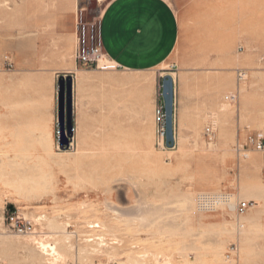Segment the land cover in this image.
Instances as JSON below:
<instances>
[{
  "label": "rangeland",
  "instance_id": "obj_1",
  "mask_svg": "<svg viewBox=\"0 0 264 264\" xmlns=\"http://www.w3.org/2000/svg\"><path fill=\"white\" fill-rule=\"evenodd\" d=\"M108 1L0 0V46L8 37L9 40H15L20 45L37 46L45 53L46 58L51 60H57L59 55L61 64L64 65L73 58L72 52L70 54L67 52L68 35L76 31L77 22H87L94 25L96 37L98 17ZM89 2L97 4L92 22L87 21ZM91 10L94 11V8L92 7ZM253 32H257L256 27L253 28ZM242 52H245L244 48L242 51L239 50V54ZM253 54L255 66L251 70L247 69V80L239 87V91L243 88L246 92H250L252 83H255V92L245 107L244 116L241 115V95L234 105L224 101L225 96L234 92V73L226 91L221 93L214 87L217 82L216 77L207 76L205 118L199 128L193 132L192 139L179 140L174 149L158 146L155 110L161 105L158 101L156 104L153 103L150 87L144 77L141 78L138 110L129 107L135 99L131 90L133 85L128 79H120V89L125 90L113 93L110 98L111 100L116 98L122 102V106H125L110 110L118 113L117 123L104 120L101 130L95 134L100 139L77 140L72 147L65 150L59 148L58 129L55 130L54 142L39 139L41 130L39 126L32 134L15 130L16 124L27 119L26 116L10 117V122H14L15 125L14 130L3 129L6 117L1 115L0 110V194L12 190L4 174L10 176L15 171H20L25 175L44 178L43 181L38 180L44 186L41 187L37 197L24 201L17 198H3L0 202V237H14L24 241L32 234L37 237L41 233V239L50 244L53 242V236H49V231L45 229L46 220L38 219L43 214H46L43 215L45 219L55 215L59 218V222L70 223L65 231L71 236L73 247L87 245L89 249L84 259H80L77 255L75 251L77 248L73 249L69 260L66 259L58 264H165V262L195 264L193 263L195 255L190 247L200 243L196 244L193 237H185L181 234L184 230L196 231L197 225L195 223L181 225L184 217L178 212L177 204L173 203L178 199L177 195L192 193L196 200L199 193L205 192L206 187L213 185L218 189L215 193L233 195L237 202H247L248 199L240 196L242 182L247 185H264V153L255 152L248 146L247 157L243 159L234 151L235 144L237 142L244 144L248 136L252 135L264 140V50L254 51ZM260 59H263L261 63ZM29 112L31 121L43 119L40 115L41 111L33 109ZM135 120L136 124H134ZM209 125H213L215 131L210 138H207L204 129ZM147 152L159 156L168 171L159 173L156 168L152 173L138 171L135 167L136 158ZM53 157H58L59 160L55 161ZM255 206L253 204L252 210H256L257 206ZM9 207L32 222L34 228L30 235L18 236L6 230L3 216L10 211ZM157 207L160 208L158 212ZM111 208H116L117 212L112 211ZM145 211L157 225L141 228L138 215ZM128 213L133 214V217ZM119 214L122 217H119ZM241 218L242 216L231 212L223 219L210 217L204 220L205 224L224 222L234 225L227 227L231 233L225 237L227 242L221 252L220 264H264V220L259 223L260 228L256 230L258 234L254 233L251 236L246 246L247 251L250 252L249 258L243 261L241 243L237 234ZM87 222H97L98 228H87ZM103 224L113 228L115 236L109 229L105 230ZM89 229L91 232L87 231ZM168 231L179 234L169 236L166 233ZM99 236L103 239L96 241L95 238ZM24 237L28 238L24 239ZM153 237L154 239L151 240ZM88 238L94 240L87 244L83 242ZM101 241L106 242L105 248L98 247ZM1 244L4 243L0 241V259L4 258L0 260V264L24 262L30 264L29 254L25 249L18 246L13 251L9 246L6 247V244L4 247ZM151 247H154L152 253L149 252L152 250ZM16 253L18 260L14 259ZM202 260L203 264H214L210 257H203Z\"/></svg>",
  "mask_w": 264,
  "mask_h": 264
},
{
  "label": "crops",
  "instance_id": "obj_2",
  "mask_svg": "<svg viewBox=\"0 0 264 264\" xmlns=\"http://www.w3.org/2000/svg\"><path fill=\"white\" fill-rule=\"evenodd\" d=\"M98 28L101 48L117 67L114 70L84 68L73 58L62 65L59 55L51 60L37 46L5 38L0 46V110L6 117L3 129L14 130L10 117L26 116L15 130L32 134L39 126V139L54 142L57 79L69 75L73 80L72 144L100 139L95 134L102 122L118 121V113L110 110L125 107L116 98L110 99L113 93L125 90L120 89V79L133 85L135 99L129 107L138 110L141 78L147 80L153 103L162 105L161 81L171 76L175 146L179 140H191L206 114L205 78L216 77L214 87L221 93L234 73L235 91L236 70L242 68L248 75L256 63L254 51L263 52L264 0H109L100 11ZM68 39L73 41L67 52L73 54L76 31ZM243 48L245 52L239 54ZM33 109L41 111V121H31L29 111ZM260 204L261 222L264 202Z\"/></svg>",
  "mask_w": 264,
  "mask_h": 264
},
{
  "label": "bare ground",
  "instance_id": "obj_3",
  "mask_svg": "<svg viewBox=\"0 0 264 264\" xmlns=\"http://www.w3.org/2000/svg\"><path fill=\"white\" fill-rule=\"evenodd\" d=\"M64 1H66V0H64ZM99 1H101V0H99ZM58 4H59V2H58ZM72 41L67 38V43H68L67 51H69ZM114 74L115 73H113L112 75H114ZM79 76H81V75H79ZM83 77L81 76L82 79H83ZM151 80L153 81V78ZM79 81L81 82L82 80H79ZM254 87H255V83L253 82L250 92H248V91L246 92V90H244L243 88L239 91V97L241 95V104H242L241 115L242 116H244L243 113H244L245 107L249 103V101L251 100V96L253 95V92H255ZM62 154H64V153H62ZM53 158L55 161L59 160L58 157L57 158L53 157ZM56 164H58V162H56ZM135 167H136V169H138V171L147 172V173H152V171H154V168H156V170L159 171V173H165L168 171V170H166V168H164L160 157L155 155L153 152H147V153H144V154L142 153V154L138 155L136 158V161H135ZM4 176H6L5 179L8 181V185L11 187L12 190L7 191L3 194H0V202L3 200V198L4 199L17 198V199H20L23 201L27 200V199L35 198L39 195L41 187L44 186V184L38 182V180H42V181L44 180V178L41 176L36 177V176H32V175H25L20 171H15L10 176L4 174ZM240 189H241L240 196H242L245 199H248L247 201L252 202L254 204V206L255 205L257 206V207L255 206L256 210H252L254 208L253 207V208L248 209L244 215H241L242 216V218L240 219L241 224L238 225L239 230H237L238 241L241 243L242 260L247 261V259L249 258L250 252L247 251L246 246L250 242L251 236L254 233L258 234V231H256V230H259V228H260L259 223L261 220V213L263 212V206L260 205V200L261 201L264 200V185H262V186L261 185L260 186L259 185H247L244 182H242ZM205 190H206L205 192H201L197 195L196 200L193 198L192 193L184 194V195H180V196L177 195L178 199H176V201H174L173 203L177 204V206H178L177 208H179L178 212L182 215V217H184V220H182V222H181L182 226H185L187 223H195L197 225L196 231L184 230L182 232L183 234H181L182 236H185V237H193L196 244L200 243V245H192L190 247V249L194 252V255H195L193 263L203 264V260H202L203 257H210L211 261L214 264H220L221 263V258H220L221 252L223 250L225 243L227 242L225 237L229 236L231 233V231L227 227L228 226L234 227V225L231 223H224V222L223 223L205 224L204 220L206 218H210V217H213V218L220 217L223 219L227 215H229V213L235 212L234 209H235V205L237 204V199L233 195H222L219 193H215L218 191V189L213 185H209L208 187H206ZM197 198H207L209 200L208 205L211 207L205 208L200 203L198 204ZM253 200H257V201H253ZM145 207H146V205H145ZM84 208H86V207H84ZM146 209H147V207H146ZM159 209L160 208H158L157 212L159 211ZM111 210L117 212L116 208H111ZM139 211H142V210L139 209ZM148 212L152 213L153 211L148 210ZM137 213H138V211H137ZM153 213H155V212H153ZM207 213H211V214H207ZM120 214H119V217L121 216ZM128 214H129V216L133 215V214L130 215L131 213H128ZM43 215L46 216V214H43ZM43 215L38 220L39 221H41V219L46 220L45 229L48 230L49 233H51V234L48 233L49 236L50 235L53 236V242L52 243L48 244V242H44L41 239V235H42L41 233L38 234L39 236H37V237H35V235L32 236L33 235L32 234L29 237V239H25L28 237H24V239H25L24 241H20L19 238L15 239L14 237H11V238L0 237V241H2V243L6 244V247L9 246L10 250L11 249L15 250V247H18V246L25 249L29 254L28 260H29L30 264H58V262L66 261V259L70 258L71 250H73V249L75 250L76 248H77V250H75V251H77V255L79 256V258L84 259L86 257V254L89 253V249H88L87 245L86 246H78V247L75 246L76 248L73 247V244L71 243V239H70L71 236L67 235V233L65 231L67 225H69L70 223L68 224V222H66V223L59 222V218L55 215L48 217L47 219H45L46 217ZM122 215L124 216L123 213H122ZM125 215H126V213H125ZM151 215H153V214H151ZM136 218H137V215H136ZM132 220H133V218H132ZM138 221L140 222L141 228L149 227V226L154 227L156 224L154 221H152L150 219V214L147 213L146 211L144 213L140 212V214L138 215ZM86 227L87 228H98V223L97 222H94V223L87 222ZM102 227L105 228V230L109 229V231L115 236V232L112 231L113 228H108L104 224L102 225ZM83 229H81V230H83ZM77 231H79V230H77ZM87 231H90V229ZM90 232H88V233H90ZM92 232H94V230ZM166 233H168L169 236L177 234V232H175V231H168ZM82 234H80V235H82ZM254 237H255V235H254ZM12 238H14V239H12ZM49 238H51V237H49ZM21 239H22V237H21ZM153 239H154V237L151 240H153ZM47 240H50V239H47ZM255 241H257V240H255ZM83 242H85L86 244L88 243L85 240ZM4 244H1V246L3 245V247H4ZM31 245L34 246V248ZM255 245H257V244H255ZM99 246L100 247L104 246V248H105L106 242L101 241L100 243H98V247ZM151 249L152 250L149 251L150 253L153 252L154 247H151ZM181 250H183V248H181ZM175 251H178V250H175ZM258 251H260V250H258ZM17 253L15 254V258H14L15 260H18V257L16 256ZM110 254H112V253H110ZM95 255H96V253H95ZM117 255H119V254H117ZM6 257H8V255H6ZM3 258L4 257H1V259H3ZM169 259H171V258H169ZM16 262L18 263L19 261H16ZM7 263H10V262H7ZM165 264H170V263L165 262Z\"/></svg>",
  "mask_w": 264,
  "mask_h": 264
},
{
  "label": "built area",
  "instance_id": "obj_4",
  "mask_svg": "<svg viewBox=\"0 0 264 264\" xmlns=\"http://www.w3.org/2000/svg\"><path fill=\"white\" fill-rule=\"evenodd\" d=\"M73 59L78 66L96 69L98 71H110L117 68L107 56V54L102 50L99 38V28H97V34L95 37L94 25L92 23L77 22L76 44L73 51ZM8 67L10 68V66ZM235 76V91L224 97V101L231 105L236 104L238 101L239 87L246 82L247 72L245 70L238 69L235 72ZM155 118L158 124V128L156 131L157 138L159 141L158 146H162V148H164V112L162 105L156 108ZM214 131V126L209 125L204 129V135L207 138H210L213 135ZM248 146L251 147L252 150L255 152L264 153V140L262 138H258L252 135L246 137L244 144H239L237 142L234 146V151L238 154V156L244 159L247 157L248 150H246V147ZM70 147H72V141L69 145V148ZM208 201L209 200L207 198H197L198 204L200 203L205 208L211 207L208 205ZM252 206V202L239 201L235 205L234 211L236 215L241 216L244 215L248 209L252 208ZM3 223L5 224L6 230L8 232L18 236L30 235L33 232L34 228L32 222L26 220L17 210L7 211L6 214L3 216ZM102 239L103 237L100 236L95 238L96 241ZM93 240L94 239L92 238H88L86 241L88 243H91Z\"/></svg>",
  "mask_w": 264,
  "mask_h": 264
},
{
  "label": "water",
  "instance_id": "obj_5",
  "mask_svg": "<svg viewBox=\"0 0 264 264\" xmlns=\"http://www.w3.org/2000/svg\"><path fill=\"white\" fill-rule=\"evenodd\" d=\"M94 8V11L91 8ZM97 4L89 2L87 6V21L92 22L95 16ZM71 76H60L57 79V129L58 145L61 150L69 148L73 137V109H72V85ZM162 106L164 112V143L167 149L175 146L173 134V112H174V86L171 76H165L161 81ZM12 210V207H9Z\"/></svg>",
  "mask_w": 264,
  "mask_h": 264
}]
</instances>
